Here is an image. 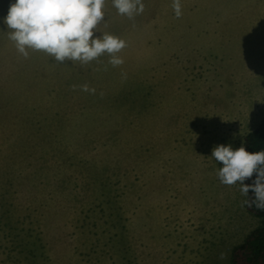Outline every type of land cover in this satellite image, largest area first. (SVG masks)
<instances>
[{"label":"rangeland","instance_id":"rangeland-1","mask_svg":"<svg viewBox=\"0 0 264 264\" xmlns=\"http://www.w3.org/2000/svg\"><path fill=\"white\" fill-rule=\"evenodd\" d=\"M142 3L94 30L119 67L25 58L0 3V264H230L259 225L212 150L264 116V0Z\"/></svg>","mask_w":264,"mask_h":264},{"label":"clouds","instance_id":"clouds-1","mask_svg":"<svg viewBox=\"0 0 264 264\" xmlns=\"http://www.w3.org/2000/svg\"><path fill=\"white\" fill-rule=\"evenodd\" d=\"M105 0H15L10 4L3 23L9 29L8 39L17 51L25 58L27 49L43 51L57 63L68 60L81 66L107 54L108 63L112 67L123 65L124 60L118 55L126 46V41L117 36L103 33L93 38L94 30L103 20L102 11ZM120 15L134 19L142 14V0H112ZM175 16L182 15L180 0H173ZM77 86L73 85L75 90ZM84 92L95 94V88L87 84L79 86ZM212 158L222 162L223 167L217 170V177L225 186L240 185L239 191L247 197L249 191L253 195L251 201L244 200L242 205L264 209V150L248 152L242 146L233 150L231 145H219L213 148ZM256 173L252 184H245ZM221 254V259H223Z\"/></svg>","mask_w":264,"mask_h":264},{"label":"trees","instance_id":"trees-1","mask_svg":"<svg viewBox=\"0 0 264 264\" xmlns=\"http://www.w3.org/2000/svg\"><path fill=\"white\" fill-rule=\"evenodd\" d=\"M248 152L264 150V117L251 130L247 131L242 139L241 147ZM256 179V173L251 179H246L245 184H252ZM253 193L249 191L244 200L251 201ZM245 208L251 214L260 218V223L252 229L238 245L231 251L230 264H264V209L257 208L253 203L251 207L245 204Z\"/></svg>","mask_w":264,"mask_h":264},{"label":"crops","instance_id":"crops-1","mask_svg":"<svg viewBox=\"0 0 264 264\" xmlns=\"http://www.w3.org/2000/svg\"><path fill=\"white\" fill-rule=\"evenodd\" d=\"M3 2V4H4V7L6 6V5H8V4H11V3H14L15 2V0H0V3H2ZM0 16H4V14L3 13H1V15ZM264 117V116H263ZM263 117H261V118H263ZM260 118V119H261ZM258 121H260V120H258ZM257 125V124H256Z\"/></svg>","mask_w":264,"mask_h":264}]
</instances>
